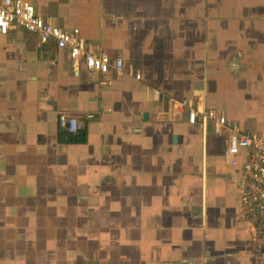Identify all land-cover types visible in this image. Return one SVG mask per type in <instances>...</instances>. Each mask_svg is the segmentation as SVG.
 <instances>
[{"label": "crops", "instance_id": "obj_1", "mask_svg": "<svg viewBox=\"0 0 264 264\" xmlns=\"http://www.w3.org/2000/svg\"><path fill=\"white\" fill-rule=\"evenodd\" d=\"M28 1L123 74L0 34V264H264V213L238 194L249 150L223 156L234 132L264 137V0Z\"/></svg>", "mask_w": 264, "mask_h": 264}, {"label": "built area", "instance_id": "obj_2", "mask_svg": "<svg viewBox=\"0 0 264 264\" xmlns=\"http://www.w3.org/2000/svg\"><path fill=\"white\" fill-rule=\"evenodd\" d=\"M96 12L94 8L88 10L89 15H95ZM20 29L35 35L42 43L53 39L58 48L68 50L75 67L82 63L89 71L100 73L112 71L117 76L123 74L122 58L108 54L95 55L88 51L86 42L79 35L77 28L68 32L56 21L41 19L28 0H0V34L5 35ZM136 77L138 78L139 74H136ZM153 94L156 98L160 97L157 91ZM181 104L187 108L189 122L194 123L195 108L186 100ZM201 115L213 122L216 131L226 123L224 115L213 109H207ZM58 123L70 134H76L80 128L76 117L64 111L59 113ZM232 128L237 131V125L232 124ZM240 148L248 149L249 154L242 163V173L237 182L238 194L247 213L251 217H257L264 213V137L234 132L223 149V156L229 158L231 164L236 165L238 160L235 156Z\"/></svg>", "mask_w": 264, "mask_h": 264}]
</instances>
